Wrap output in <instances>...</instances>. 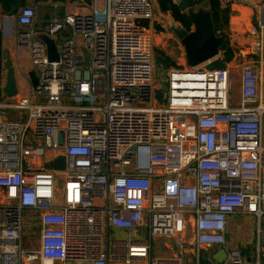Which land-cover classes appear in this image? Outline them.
Wrapping results in <instances>:
<instances>
[{"label": "built area", "instance_id": "obj_1", "mask_svg": "<svg viewBox=\"0 0 264 264\" xmlns=\"http://www.w3.org/2000/svg\"><path fill=\"white\" fill-rule=\"evenodd\" d=\"M80 2L84 13L56 3L40 21L25 6L12 20L38 84L0 102V264H180L182 253L154 258L152 243L183 238L184 248L190 229L199 264L202 246L225 248L229 218L244 215L259 220L264 264V9L249 30L260 61L242 66L233 104L230 67L170 68L166 86L156 81L141 24L154 20L155 0ZM112 228L133 239L110 247ZM227 254L225 264L246 263Z\"/></svg>", "mask_w": 264, "mask_h": 264}, {"label": "crops", "instance_id": "obj_2", "mask_svg": "<svg viewBox=\"0 0 264 264\" xmlns=\"http://www.w3.org/2000/svg\"><path fill=\"white\" fill-rule=\"evenodd\" d=\"M73 0H66L65 3H59L61 5H67L72 6V8L77 7V5L72 4ZM181 0H175L176 3H179ZM223 6H229L231 10V16H230V22H229V28H228V35L229 40L232 48L235 50V56L234 59L230 63H226L227 67H230L233 64L234 60L238 56L249 54L252 50V45L257 41L256 37H253L249 34V30L252 27H258L259 23L262 19V13L264 9V0H221ZM156 5L157 2L155 1ZM56 3H53L52 0H48L47 2H36V0H28L27 6L35 7L37 10L38 20L45 21L49 20L52 16L51 14V8H54V5ZM158 9V5H157ZM78 10L81 9L78 7ZM159 15L163 14L159 11ZM259 15V18H258ZM172 17V16H171ZM0 34L2 36V45L3 49L7 47L9 44H13L14 50L12 53L13 58H16L14 62L18 63L19 70L16 69V80H17V86L20 84L22 87L29 88L31 87V80H30V73H34L31 62L29 60L28 52H27V62L25 64H22L21 59V53L19 52V55L16 54V38L14 35V29L16 26H14L12 20L8 16H4L2 14V6L0 5ZM175 22V21H174ZM176 23V22H175ZM179 24V23H176ZM180 25V24H179ZM181 27V28H180ZM176 27L177 30L183 29L182 26ZM248 28V31H246ZM149 29V28H148ZM194 28H192L193 30ZM246 31V32H242ZM14 39V40H13ZM182 57L184 58V52L182 54ZM220 60H223V56L220 52V55L218 57ZM15 63V64H16ZM201 66V65H200ZM189 67V66H188ZM16 68V66H15ZM165 69V68H164ZM170 69V68H169ZM167 70V69H166ZM5 70L3 71L2 75V88L5 85ZM19 90V86H18ZM19 94V93H18ZM15 112H8V118L11 119V115ZM52 158V154H49L48 156V162H50ZM50 166V165H49ZM27 170V169H25ZM245 216V215H244ZM231 230V220L229 218V228H228V234ZM128 232V238L133 239V233L130 230H126ZM184 241V239H181V243ZM157 243L158 247L156 249L158 255L154 256V247L152 243V256L156 259H163V260H175V258H179L180 253H182V257H180L181 261L180 264H197L196 257L194 255V239H193V231L190 229L187 232L185 242L186 245L184 248H180V240H162L158 239L154 241ZM232 244L226 245L225 248L214 245V246H202V251L199 255V264H202V262H206L207 264H225V260L222 262H217L215 260V257L218 256L219 252L222 249H225L226 252L231 250H236V248ZM242 253V252H241ZM179 254V255H178ZM245 254V253H244ZM244 256V255H243ZM249 261V258H246ZM247 262V261H246ZM246 264V263H245Z\"/></svg>", "mask_w": 264, "mask_h": 264}, {"label": "rangeland", "instance_id": "obj_3", "mask_svg": "<svg viewBox=\"0 0 264 264\" xmlns=\"http://www.w3.org/2000/svg\"><path fill=\"white\" fill-rule=\"evenodd\" d=\"M182 1V0H181ZM180 1V2H181ZM226 0H224L225 2ZM74 5L79 6L80 8V0H73L71 2ZM155 5V18L153 21L150 22L149 31L150 35L153 39L152 42V51L156 62V68H155V78L157 82L163 83V86H166L165 83H167V70L164 69L162 65H160L157 61V52L156 50H159L163 53H165L167 56L171 57L177 64V67H171V68H180V69H189L187 63H186V57H182V54L184 52V48L181 45L180 40L177 38L175 31L177 30L176 27H180L181 25L176 24L171 17L170 14H161L159 15L157 5ZM200 5H209L208 0H202V3ZM35 8V7H34ZM51 18L55 14V9L51 8ZM80 12L84 13L82 10ZM17 16V15H16ZM16 16L10 17L11 20L15 22ZM259 18V15H258ZM1 23V21H0ZM157 26H160L162 28V32H159L157 30ZM181 28V27H180ZM248 31V28L247 30ZM243 31L242 32H246ZM229 36V35H228ZM14 40V39H13ZM13 44H9L7 47L4 48L10 51L12 61L14 65L16 66V69L19 70L18 63L14 60L16 58H13L12 53L14 50ZM21 63L25 64L27 62V52L21 51ZM185 56V52H184ZM260 58L255 53H252V50L249 54L241 55L234 60L233 64L231 65V75L232 80L234 83V91H233V104H238L240 100V75H241V68L244 64L253 63L257 64L259 63ZM16 63V64H15ZM264 68V64H263ZM6 73L5 70V79H6ZM6 82V81H5ZM4 82V83H5ZM19 86V94L15 98H7L0 95V102L2 103H13L17 102L22 98H27L30 96L29 94V88L22 87L20 84ZM4 87V86H3ZM161 102H164L161 97H159ZM64 178H59V184L63 186ZM231 230L228 234V245H233L236 248V250L242 252L244 255V258H249V261L246 259V264H256L257 255H256V246H257V229L259 227V220L255 216H231ZM27 218L25 219V236H24V242L27 240V233H28V226H27ZM262 227L264 228V218L262 220ZM128 239V232L125 229H115L112 228L110 230V247H112L113 242H124ZM137 241L144 240V238L136 239ZM30 247H35L30 246ZM154 247V256L158 255L156 249L158 247L157 243L153 242ZM245 253V254H244Z\"/></svg>", "mask_w": 264, "mask_h": 264}, {"label": "water", "instance_id": "obj_4", "mask_svg": "<svg viewBox=\"0 0 264 264\" xmlns=\"http://www.w3.org/2000/svg\"><path fill=\"white\" fill-rule=\"evenodd\" d=\"M180 6L183 11H186L188 17L193 23V30L186 31L184 29L176 30L175 34L180 40L181 45L184 48L186 63L190 68H196L200 65H205L209 70H224L226 69V63L220 60V45L223 42V37L217 34L215 23L212 15V9L210 5H196L194 0H182ZM46 45L48 50V56L50 61H58L59 53L56 46V42L46 36H40ZM85 64L89 65V55L84 50ZM3 68L7 71L6 82L2 88V93L7 98H14L18 95L19 90L16 80V68L12 61L10 51L3 50ZM30 80L33 85L38 84L37 77L34 73H30ZM21 113L16 112L11 115L12 120L19 119ZM65 158L63 156L58 157L53 162V168L56 170L65 169ZM228 257L225 249H222L218 256L215 257L217 262H222Z\"/></svg>", "mask_w": 264, "mask_h": 264}, {"label": "trees", "instance_id": "obj_5", "mask_svg": "<svg viewBox=\"0 0 264 264\" xmlns=\"http://www.w3.org/2000/svg\"><path fill=\"white\" fill-rule=\"evenodd\" d=\"M48 0H36V2H47ZM53 3H65L66 0H52ZM77 1V0H75ZM86 3L90 4L91 0H84ZM158 5V9L163 14H170L173 20L176 23H179L182 28L186 31H192L193 23L191 19L188 17L186 11H183L180 3H176L175 0H155ZM209 5L212 9V15L215 23V28L217 34L223 37V42L220 45V52L223 56V60L226 63H230L235 56V50L232 48L228 36V28L231 16V10L229 6H223L221 0H208ZM196 5H200L202 0H194ZM0 5L2 6V14L4 16L12 17L16 16L19 10L22 7L28 5V0H0ZM141 24L146 28H149V21H141ZM157 30L162 32V28L157 26ZM3 45H2V36L0 34V95H2V75H3ZM157 52V61L160 65H162L165 69L171 67H177L176 62L165 53L156 50ZM202 264H207L206 262H202Z\"/></svg>", "mask_w": 264, "mask_h": 264}]
</instances>
